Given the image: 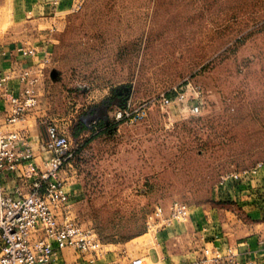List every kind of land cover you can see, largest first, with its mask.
Returning a JSON list of instances; mask_svg holds the SVG:
<instances>
[{"label":"rangeland","instance_id":"rangeland-1","mask_svg":"<svg viewBox=\"0 0 264 264\" xmlns=\"http://www.w3.org/2000/svg\"><path fill=\"white\" fill-rule=\"evenodd\" d=\"M10 24L0 27L1 38ZM7 37L35 51V110L46 123L70 133L81 116L98 127L101 113L89 116L87 103L128 90L130 117L117 120L119 105L108 102L110 129L74 163L69 212L103 244L95 264L144 256L157 244L149 215L173 201L205 224L181 223L180 238L171 237V247L193 259L182 264L223 242L229 228L221 225L237 235L257 228L261 219L221 183L264 163V0H75ZM164 96L173 99L168 107ZM206 222L220 225L213 239Z\"/></svg>","mask_w":264,"mask_h":264},{"label":"built area","instance_id":"built-area-1","mask_svg":"<svg viewBox=\"0 0 264 264\" xmlns=\"http://www.w3.org/2000/svg\"><path fill=\"white\" fill-rule=\"evenodd\" d=\"M18 51L24 56H35V51L22 47ZM14 73H0V96L7 103L6 120L9 124L22 122L27 111L39 104L36 91L39 78L34 74V69L26 67L19 71L17 77L22 88L18 93L8 87ZM161 102L168 107L173 99L164 96ZM189 112L198 115L199 105H192ZM115 114L117 120L129 118V105ZM30 139L26 128L3 130L0 127V178L5 173L14 172L23 181H30L31 185L28 192L17 187L16 194L6 192L0 185V264H54L67 248H72L81 257L70 264H94V255L102 254L103 244L93 231L83 229L72 218L69 212L71 196L67 182L61 176L62 169L74 156L69 131L54 122L46 123V139L42 142V148L49 156L41 165L32 162L34 155ZM262 165L260 163L252 170L228 174L221 185L256 173ZM191 215V207L181 201H173L167 209L159 205L148 217V229L158 232L162 228L189 221ZM86 257L91 258L88 261L84 259ZM131 264L148 263L145 256H140L134 258ZM196 264L243 262L236 249L229 246L224 252L218 248L207 249L206 256Z\"/></svg>","mask_w":264,"mask_h":264},{"label":"crops","instance_id":"crops-1","mask_svg":"<svg viewBox=\"0 0 264 264\" xmlns=\"http://www.w3.org/2000/svg\"><path fill=\"white\" fill-rule=\"evenodd\" d=\"M74 4L75 0H0V27L7 25L8 22L11 23L6 28V31L1 32L3 38L0 40L2 46L0 73L15 71L14 78L8 84L10 90L15 93L21 90L22 83L17 77L18 73L24 68L32 67L36 64L37 56H24L18 51L20 47L19 44H16L13 40H9L7 36L13 32V29L28 27L33 21L43 19L52 14L55 10L72 8ZM107 104L108 103H105V101L95 105H89V103H87L84 110L91 116L92 110L97 107L103 109V114H100L97 118L99 121H105L106 125L110 126L111 123H109L108 118L112 111L107 107ZM6 106V100L0 96V127L3 130L28 129L34 155L32 162L41 165L49 156L42 148V142L46 139V122L40 119V115L38 114L39 111L33 108L27 111L22 122L9 124L6 120ZM120 108L123 107L117 106L114 112ZM74 120V124H76L78 121L75 117ZM93 123H96V120ZM89 125H91V123H89ZM95 128L97 131L100 130L96 126ZM99 137H101L100 133L93 140L87 144H82L80 147L72 145L74 156L61 171V176L67 182V190L71 198L75 193L73 192V187L76 188L74 184L76 182L77 170L74 167V163L78 156V152L82 153L85 151L86 148ZM0 185L6 192L12 194H16L15 189L19 186L22 188L23 192H28L31 189L30 181H23L18 177L17 173L14 172L5 173L0 178ZM77 186L79 185L77 184ZM222 188L227 193L229 199L240 204L245 209H252L250 211L251 214H253L252 216L261 219V222L256 224L257 228L255 230L251 229V231L243 235H237L236 232L234 233L230 227V223L221 225V227L226 225L229 229L224 233L227 237L223 235V242L217 243L216 248L224 252L227 247L231 246L239 253V258L243 264H250L252 261L256 262V264H264V163L256 173L243 175L238 181H229L227 184L223 185ZM228 213L231 214V216H237L235 213L229 211ZM189 222L194 224V230L198 224H200V227L205 225L202 217L200 218L195 212H192ZM179 225L180 224H174L156 232L155 240L157 244L151 246L144 255L148 264H182L184 261L193 260L191 257L188 258L187 255L182 254V249L176 251L175 248L171 247V244H169L174 240H171V237L175 239L180 238L183 232V224ZM206 225V227L210 228L208 229L207 235L211 239L215 237V233L221 232L220 225L217 226L216 223L208 225V222H206ZM215 242H218V239H215ZM153 251L156 252V259L152 258L151 253ZM73 252L75 251L72 248L65 249L54 264L72 263L71 254H73Z\"/></svg>","mask_w":264,"mask_h":264},{"label":"trees","instance_id":"trees-1","mask_svg":"<svg viewBox=\"0 0 264 264\" xmlns=\"http://www.w3.org/2000/svg\"><path fill=\"white\" fill-rule=\"evenodd\" d=\"M124 88L116 89L115 93L117 94L118 91L122 90ZM76 94V98L81 99L84 101V95L83 92H74ZM115 95V94H114ZM127 100H128V93L125 96H122L116 101H114L115 104L119 105L120 107H125L127 105ZM108 102H113L110 100L105 101V103ZM78 122L74 124L71 129H70V134L73 138V145L80 147L82 144H87L91 140H93L101 131L104 130H109L110 126H107L105 121H100L98 128L100 129L99 131L96 130L94 125H89L87 122H85L82 117L80 116L79 119L77 120Z\"/></svg>","mask_w":264,"mask_h":264},{"label":"flooded vegetation","instance_id":"flooded-vegetation-1","mask_svg":"<svg viewBox=\"0 0 264 264\" xmlns=\"http://www.w3.org/2000/svg\"><path fill=\"white\" fill-rule=\"evenodd\" d=\"M128 93V90L125 88V89H122V90H120V91H118V93L116 94L115 93V95H113V99H110V101H116V99H118V98H120V97H122V96H125L126 94ZM92 114L94 113V114H98V113H103L102 112V110H101V108H96V109H94V110H92V112H91Z\"/></svg>","mask_w":264,"mask_h":264},{"label":"water","instance_id":"water-1","mask_svg":"<svg viewBox=\"0 0 264 264\" xmlns=\"http://www.w3.org/2000/svg\"><path fill=\"white\" fill-rule=\"evenodd\" d=\"M102 112H103V109H102ZM103 114V113H102Z\"/></svg>","mask_w":264,"mask_h":264}]
</instances>
